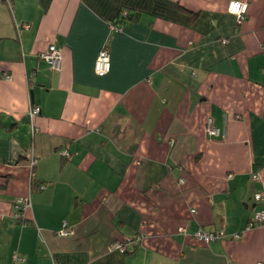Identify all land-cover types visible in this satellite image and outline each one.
<instances>
[{"label":"crops","instance_id":"crops-1","mask_svg":"<svg viewBox=\"0 0 264 264\" xmlns=\"http://www.w3.org/2000/svg\"><path fill=\"white\" fill-rule=\"evenodd\" d=\"M229 1L0 0V264H264V0Z\"/></svg>","mask_w":264,"mask_h":264},{"label":"built area","instance_id":"built-area-1","mask_svg":"<svg viewBox=\"0 0 264 264\" xmlns=\"http://www.w3.org/2000/svg\"><path fill=\"white\" fill-rule=\"evenodd\" d=\"M247 8L248 4L247 2L244 1H239V0H230L227 3V8L226 11L233 15L238 23H241L244 21L247 17ZM113 30H118V28L114 25L110 26V31ZM38 58L45 61L46 64L49 66V68L52 71H59L61 68V63H62V57L57 48L55 46H49L46 51L40 52L38 54ZM110 69V60H109V52L106 47H103L96 58L95 64H94V70L95 73L98 76H102L108 72ZM6 79L9 78V76H5ZM39 113V107L37 106H32L28 112V117L30 121H32L33 117L38 115ZM205 132L208 136L210 137H215L219 134V129L214 126L212 120L210 118H207L205 121L204 125ZM36 129L31 126V133L34 134ZM60 156L62 157H68V153L65 150H60L59 151ZM35 158H30L29 160V167H33L32 165L35 163ZM254 180L257 179L255 175L252 176ZM44 186L40 185L39 189H43ZM253 199L257 203H261L264 199V195L262 193H254L253 194ZM19 203H22V208L23 210H26L29 208V199L24 198V199H19ZM191 213H194V210H191ZM264 224V209L259 208L253 215V220H252V226L253 225H260ZM251 226V225H250ZM72 231L68 229L67 224L64 222L62 224V229L58 232L59 236H69L71 235ZM239 234H234L233 238H237ZM193 237L202 243L208 244L212 240H214L216 237L214 236L213 233L211 232H206L202 229H198L194 232ZM130 239H128L126 242H128ZM113 249L118 250L119 252H123L124 246L122 243L115 242L113 244ZM22 259L17 255L14 254L13 256V261L18 262L21 261Z\"/></svg>","mask_w":264,"mask_h":264},{"label":"trees","instance_id":"trees-1","mask_svg":"<svg viewBox=\"0 0 264 264\" xmlns=\"http://www.w3.org/2000/svg\"><path fill=\"white\" fill-rule=\"evenodd\" d=\"M193 16H196V14H193ZM120 19H121V21H123V20H125V18H128V14H123V15H121L120 17H119ZM119 19V20H120ZM30 184H31V187L32 188H38L39 189V187H40V185H42V184H38L36 181H35V177H34V171H33V167H30ZM24 198H26V197H21V198H18L16 201H15V206L17 207V209H18V216L20 217V213H22L23 212V206H22V203H19L18 202V200L19 199H24ZM28 198V197H27ZM29 199V198H28ZM263 202V201H262ZM261 202V203H262ZM257 203V202H256ZM260 203V204H261ZM257 204H259V203H257ZM260 208V207H259ZM20 212V213H19ZM21 218V217H20ZM20 218H18L19 219V221L21 222V221H25L24 219L23 220H20ZM252 220H253V217H252V219L250 220V222H249V226L251 225L252 226ZM254 226V225H253ZM212 233V232H211ZM214 234V236L215 237H217L216 236V233H213ZM133 242V241H136L134 238H131L128 242H126L125 240H123L122 242H118V243H122L123 244V246H124V250H123V254H129L130 253V251H128L127 249H126V245L127 244H129V242Z\"/></svg>","mask_w":264,"mask_h":264},{"label":"rangeland","instance_id":"rangeland-1","mask_svg":"<svg viewBox=\"0 0 264 264\" xmlns=\"http://www.w3.org/2000/svg\"><path fill=\"white\" fill-rule=\"evenodd\" d=\"M244 2H247V1H244ZM247 4H248V2H247ZM226 8H227V6H226ZM247 11H248V8H247ZM243 22V21H242Z\"/></svg>","mask_w":264,"mask_h":264}]
</instances>
